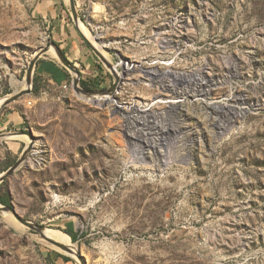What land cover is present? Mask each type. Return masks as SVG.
<instances>
[{
	"label": "rangeland",
	"instance_id": "1",
	"mask_svg": "<svg viewBox=\"0 0 264 264\" xmlns=\"http://www.w3.org/2000/svg\"><path fill=\"white\" fill-rule=\"evenodd\" d=\"M77 7L80 30L121 82L111 95L87 97L72 79L61 87L39 79L37 92L0 109V133L34 135L25 162L0 183L12 207L71 241L87 264H264V0ZM49 34L33 0H0V99L26 87ZM90 51L106 72L94 89H106L113 75ZM210 81L205 97L193 94ZM223 104L246 109L227 118ZM13 111L20 128L7 125ZM29 142L0 139V174ZM60 255L0 213V264H77Z\"/></svg>",
	"mask_w": 264,
	"mask_h": 264
},
{
	"label": "crops",
	"instance_id": "2",
	"mask_svg": "<svg viewBox=\"0 0 264 264\" xmlns=\"http://www.w3.org/2000/svg\"><path fill=\"white\" fill-rule=\"evenodd\" d=\"M35 12L47 22L50 28L49 38L54 41L65 57L72 65H81L83 70H78L81 79H96L103 84L102 79L106 72L102 71V66L94 65L95 56L91 53L79 27L73 20L69 4L66 0H33ZM76 10H78V0ZM35 75L43 81L55 84L58 87L64 86L72 79V74L60 62L49 55L38 59L34 69ZM11 124L14 128L22 127V118L16 112H12Z\"/></svg>",
	"mask_w": 264,
	"mask_h": 264
},
{
	"label": "water",
	"instance_id": "3",
	"mask_svg": "<svg viewBox=\"0 0 264 264\" xmlns=\"http://www.w3.org/2000/svg\"><path fill=\"white\" fill-rule=\"evenodd\" d=\"M70 12L72 15L73 20L79 25L80 18L78 16V12L76 10V3L74 0H68ZM81 31V30H80ZM82 33V31H81ZM87 45L89 48L94 52V54L100 59V61L111 71L114 81L112 85L106 89L97 90V89H91L87 90L84 88L79 87V81H80V73L78 69L72 65V63L65 57L63 52L60 50V48L57 46V44L54 41H48L44 47H42L37 53L34 55V57L31 59L29 66L26 70L25 74V81H26V87L22 89L19 92L14 93L11 96H6L2 98V104L0 105V109L14 101H17L24 97L25 95H28L32 93L33 91V81H32V75L34 73L35 65L38 60V58L43 55L44 53L52 50L54 52V55L56 56L57 60L72 74V87L73 89L80 94H83L84 96L91 97V96H105V95H111L113 92L116 91L119 83L121 82V77L117 73L115 67L106 59V57L88 40V38L82 33ZM18 135H26L29 137L30 142L29 144L23 149L21 155L18 157V159L9 167L7 168L3 173L0 174V183L4 181L6 178H8L21 164H23L28 156V153L30 152L32 146H33V139L34 135L32 134V131L30 129H25L23 131H20L18 133H12L10 135H6L3 133H0V139L5 137H12V136H18ZM0 213H8L12 215L20 224L23 226L34 230L38 233L39 237L43 240H46L51 245L55 246L56 248L60 249L61 251L65 252L67 256H69L70 253H72V249L67 247L66 245L48 237L46 235L45 227L34 223L32 221H28L23 219L14 209V207L10 205H3L0 203ZM76 256L78 259L77 264H87L83 256L80 254L79 251L76 252Z\"/></svg>",
	"mask_w": 264,
	"mask_h": 264
},
{
	"label": "bare ground",
	"instance_id": "4",
	"mask_svg": "<svg viewBox=\"0 0 264 264\" xmlns=\"http://www.w3.org/2000/svg\"><path fill=\"white\" fill-rule=\"evenodd\" d=\"M79 27H81L82 29L84 28V26L82 25V23L80 22L79 23ZM150 80L152 81H155V82H157L158 84H161L162 85V87H163V90L164 91H171L172 93H175L176 94V90H175V88H173V87H171L169 84H166V83H164V81H163V79H161V78H158V76H155V73H153V72H150ZM201 81V80H200ZM197 82V81H196ZM212 83H214V82H212V81H210L209 83L208 82H204V83H202V84H200V86H199V88L198 89H195V91H194V95H196V96H200V97H205L206 95H207V91H206V88H208L209 86H211L210 84H212ZM21 84L22 85H26V81L25 80H23L22 82H21ZM199 84V83H198ZM234 98V97H233ZM109 99V98H108ZM106 100V103H111V106H113V108L115 109V110H118V106H116V104H115V101L111 98V99H109V100ZM241 99L242 98H240V97H238V96H236L235 97V99H233V101L234 102H240L241 101ZM233 103V102H232ZM2 104V100L0 99V105ZM224 109V117H229L230 115H231V113L233 114V113H237V112H239V113H241L244 109H246V107H244V106H236V105H232V104H227V105H222L221 107H220V109L219 110H221V109ZM136 109V108H135ZM218 110V109H217ZM146 111V110H145ZM238 113V114H239ZM236 115V114H235ZM222 117V116H221ZM227 117V118H228ZM217 119V118H216ZM231 119V118H230ZM234 119H232V121H233ZM130 121V120H129ZM217 121H218V119H217ZM227 121V120H226ZM214 123H216V122H214ZM231 123V122H230ZM219 124V123H218ZM223 124V123H222ZM228 124V123H227ZM216 127V126H215ZM220 127H221V125H220ZM227 127H229V126H227ZM226 127V128H227ZM222 128V127H221ZM165 129V128H164ZM218 129H219V127H218ZM224 129V128H223ZM225 130V129H224ZM131 131H128L126 134H128L130 137L131 136H133V135H131V133H130ZM162 132V131H161ZM171 131H170V128H166L165 130H164V133H170ZM164 139H166V138H164ZM164 141V140H163ZM155 153H157V152H155ZM160 154V153H159ZM213 216V215H212ZM45 232V231H44ZM46 233V232H45ZM66 234V233H65ZM48 237H50V238H52V239H54V240H56V241H58V242H60V243H62V244H64V245H66L67 247H69V248H71L72 249V253H70L69 254V256L70 257H72V255H74L75 256V260L77 261V263H78V259H77V256H76V252H77V249H76V247H75V245L71 242V241H68V240H66V239H63L62 237H59V236H56V235H49V234H46ZM46 241V240H45ZM209 242V241H208ZM50 244V243H49ZM51 245V244H50ZM53 246V245H52ZM55 247V246H54ZM58 249V248H57ZM60 250V249H59ZM63 252V251H62ZM65 253V252H64ZM73 258V257H72Z\"/></svg>",
	"mask_w": 264,
	"mask_h": 264
},
{
	"label": "trees",
	"instance_id": "5",
	"mask_svg": "<svg viewBox=\"0 0 264 264\" xmlns=\"http://www.w3.org/2000/svg\"><path fill=\"white\" fill-rule=\"evenodd\" d=\"M101 66V65H99ZM39 77H37V75L34 76L33 79V92H37L38 88H39ZM80 85L82 86V88L87 89V90H91L94 88H99L100 87V82L97 81L96 79H89V80H84V79H80ZM0 203L3 205H10L12 206L11 202H10V198L7 192L2 191L1 187H0ZM66 233L70 236L72 241L76 240V237L73 233L72 230H67ZM60 257H62L66 262L67 261H71V258L65 255H60Z\"/></svg>",
	"mask_w": 264,
	"mask_h": 264
}]
</instances>
